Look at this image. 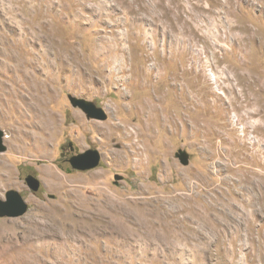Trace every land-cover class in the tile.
Here are the masks:
<instances>
[{
    "label": "rangeland",
    "instance_id": "rangeland-1",
    "mask_svg": "<svg viewBox=\"0 0 264 264\" xmlns=\"http://www.w3.org/2000/svg\"><path fill=\"white\" fill-rule=\"evenodd\" d=\"M199 1L0 0V264H264V0Z\"/></svg>",
    "mask_w": 264,
    "mask_h": 264
},
{
    "label": "water",
    "instance_id": "water-1",
    "mask_svg": "<svg viewBox=\"0 0 264 264\" xmlns=\"http://www.w3.org/2000/svg\"><path fill=\"white\" fill-rule=\"evenodd\" d=\"M69 99L72 106L81 109L88 119L107 120L106 111L94 102L73 96H69ZM68 161L74 170L89 171L100 165L102 156L97 149H88L85 152L73 155ZM26 183L33 192L39 191L41 187L40 180L31 174L26 177ZM28 210V203L22 194L16 190H9L5 195V199L0 198V218H18L25 215Z\"/></svg>",
    "mask_w": 264,
    "mask_h": 264
},
{
    "label": "bare ground",
    "instance_id": "bare-ground-1",
    "mask_svg": "<svg viewBox=\"0 0 264 264\" xmlns=\"http://www.w3.org/2000/svg\"><path fill=\"white\" fill-rule=\"evenodd\" d=\"M199 1V0H197ZM213 1L214 3H216L219 8L221 9H224L226 12V14H229V15H232L234 12L232 11V7H233V4H234V0H211ZM200 2V1H199ZM198 4V3H197ZM200 4V3H199ZM211 5V4H210ZM199 6V5H198ZM239 6V5H238ZM241 7V6H240ZM200 8V7H199ZM241 9V8H240ZM237 11V9H235ZM218 11V10H217ZM220 12V11H218ZM242 12V11H241ZM224 13V12H223ZM140 115V113H139ZM139 135V138H140V133L138 134ZM138 137V136H137ZM138 143L135 145L137 146ZM140 149V148H139ZM136 152V151H135ZM134 152V153H135ZM53 174V173H52ZM54 176L56 177V174H54ZM51 177H53V175H51Z\"/></svg>",
    "mask_w": 264,
    "mask_h": 264
},
{
    "label": "flooded vegetation",
    "instance_id": "flooded-vegetation-1",
    "mask_svg": "<svg viewBox=\"0 0 264 264\" xmlns=\"http://www.w3.org/2000/svg\"><path fill=\"white\" fill-rule=\"evenodd\" d=\"M68 148H69V151L67 150L63 152V157H64L63 159H65L66 161L69 159L71 155L79 153L77 152V149L74 148L72 145H69Z\"/></svg>",
    "mask_w": 264,
    "mask_h": 264
}]
</instances>
